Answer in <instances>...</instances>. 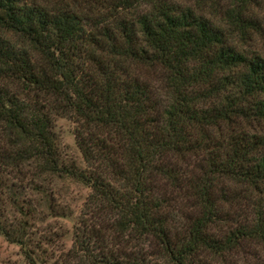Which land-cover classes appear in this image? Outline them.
I'll return each instance as SVG.
<instances>
[{
  "label": "trees",
  "instance_id": "obj_1",
  "mask_svg": "<svg viewBox=\"0 0 264 264\" xmlns=\"http://www.w3.org/2000/svg\"><path fill=\"white\" fill-rule=\"evenodd\" d=\"M256 5L0 0V235L29 264H238L264 245ZM60 181L89 191L68 251Z\"/></svg>",
  "mask_w": 264,
  "mask_h": 264
},
{
  "label": "rangeland",
  "instance_id": "obj_2",
  "mask_svg": "<svg viewBox=\"0 0 264 264\" xmlns=\"http://www.w3.org/2000/svg\"><path fill=\"white\" fill-rule=\"evenodd\" d=\"M178 2H187L191 0H176ZM260 5L255 6V10L259 14V18L264 20V1L258 0ZM264 24V23H263ZM246 46L248 50L258 51L260 56L264 58V31L263 37L256 36V38ZM153 80H157L161 76L160 72L156 70L153 75H149ZM253 130L264 133V126L254 124ZM55 131L59 139V148L64 158L75 161L79 167H83L84 163L82 157L77 149L74 141V127L72 123L66 119H58L55 123ZM55 190L59 194L58 198L62 204H67L70 209V216L67 218L58 219L57 221H50L52 225L57 228L61 227L65 233V237L60 239L58 249L68 251L71 247L73 226L76 223L81 209L82 203L88 194V189L84 188L78 183L71 181L56 182ZM54 222V223H53ZM243 251V252H242ZM238 258L242 259L238 264H264V245L258 243H246ZM0 264H29L21 248L13 243H10L6 238L0 235Z\"/></svg>",
  "mask_w": 264,
  "mask_h": 264
}]
</instances>
